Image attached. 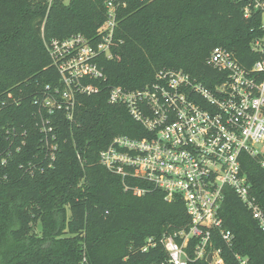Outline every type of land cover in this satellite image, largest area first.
<instances>
[{
    "label": "trees",
    "instance_id": "16d2710c",
    "mask_svg": "<svg viewBox=\"0 0 264 264\" xmlns=\"http://www.w3.org/2000/svg\"><path fill=\"white\" fill-rule=\"evenodd\" d=\"M108 1L53 0L49 7L45 0H0V264H162L164 235L190 227L183 202L167 203L159 191L137 197L125 184H147L124 183L100 165L114 137L145 135L124 106L108 103L109 90L142 89L161 69L182 70L212 89L219 73L207 65L211 51L223 47L253 65L261 17L246 19L237 0H126L112 58L99 59L106 76L101 91L80 99L72 122L64 112L47 115L41 102L60 76L46 43L99 39ZM42 118L52 128L49 144L58 145L54 155ZM242 172L264 212V155L243 156ZM222 218L234 235L231 245L213 239L224 264H241L238 258L264 264V232L232 191ZM148 239L157 246L142 253Z\"/></svg>",
    "mask_w": 264,
    "mask_h": 264
},
{
    "label": "built area",
    "instance_id": "2783aa9c",
    "mask_svg": "<svg viewBox=\"0 0 264 264\" xmlns=\"http://www.w3.org/2000/svg\"><path fill=\"white\" fill-rule=\"evenodd\" d=\"M45 1L49 7L53 3ZM237 1L243 5L246 19L261 17L263 35L251 43L258 56L253 65L246 67L235 53L215 47L207 60V65L219 73L212 89L182 70L161 69L154 82L142 89L132 91L117 86L109 90L108 103L124 106L145 135L114 137L101 151L100 165L124 183L135 180L147 184L149 188L125 184V190L137 197L159 191L167 203L183 202L191 220L188 230L164 235L161 244L167 259L162 264L208 262L210 256V264H224L213 239L217 236L228 245L234 239L222 218L230 191L264 232V212L252 197L242 172L243 156L264 155V0ZM126 7V0L107 2V20L97 32L99 39L77 35L46 43L60 76L59 86L54 90L47 87L41 102L47 115L64 112L72 122L80 99L101 91L106 76L99 59L112 58L119 13ZM49 124L42 118L46 147L54 155L58 145L49 144ZM78 159L82 162L79 154ZM192 240L196 242L194 259L188 253ZM156 246L153 239H148L141 252ZM238 260L248 264L247 260Z\"/></svg>",
    "mask_w": 264,
    "mask_h": 264
},
{
    "label": "water",
    "instance_id": "95a60500",
    "mask_svg": "<svg viewBox=\"0 0 264 264\" xmlns=\"http://www.w3.org/2000/svg\"><path fill=\"white\" fill-rule=\"evenodd\" d=\"M211 258H212V257L210 256L209 259H208V263H209V264L211 263Z\"/></svg>",
    "mask_w": 264,
    "mask_h": 264
},
{
    "label": "rangeland",
    "instance_id": "374dc122",
    "mask_svg": "<svg viewBox=\"0 0 264 264\" xmlns=\"http://www.w3.org/2000/svg\"><path fill=\"white\" fill-rule=\"evenodd\" d=\"M69 1H70V0H65V4H69Z\"/></svg>",
    "mask_w": 264,
    "mask_h": 264
}]
</instances>
